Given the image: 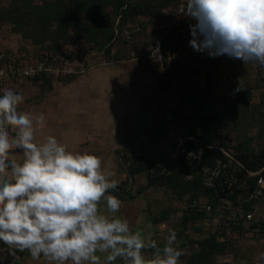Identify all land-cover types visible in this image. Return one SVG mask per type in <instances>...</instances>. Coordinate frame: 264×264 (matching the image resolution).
<instances>
[{
    "label": "rangeland",
    "instance_id": "rangeland-1",
    "mask_svg": "<svg viewBox=\"0 0 264 264\" xmlns=\"http://www.w3.org/2000/svg\"><path fill=\"white\" fill-rule=\"evenodd\" d=\"M181 1L151 0L152 13L139 18L125 19L126 5L109 7L108 24L114 32L108 40L88 33L89 14L82 16V28H71L64 38L57 32L46 42L33 40L38 34L26 38L19 23L0 20V53L15 56L13 61L0 59V65L10 70L42 61L56 69L49 75L12 80L7 88L22 93L19 110L45 115L44 126H36V138L52 135L70 151L111 159L116 196L123 201L118 215L131 208L154 224L162 211L172 210L162 231L175 232L176 245L185 252L182 264H264V240L243 235L218 234L216 250L196 257L199 244L217 232L210 221L179 218L189 194L168 188L165 181L148 185L145 173L128 175L131 161L138 157L171 168L172 144L166 143L170 133L161 112L167 93L180 101L175 117L189 136L208 139L213 130L216 142L233 148L253 168H259L264 157V66L196 51L190 46V25L195 21L184 15L186 8L171 25L165 11ZM10 5V0H0L2 8ZM125 29L132 38L120 36ZM156 40L161 41L160 61L149 56ZM226 76L231 82L222 83ZM256 142L259 149L253 146Z\"/></svg>",
    "mask_w": 264,
    "mask_h": 264
},
{
    "label": "clouds",
    "instance_id": "clouds-1",
    "mask_svg": "<svg viewBox=\"0 0 264 264\" xmlns=\"http://www.w3.org/2000/svg\"><path fill=\"white\" fill-rule=\"evenodd\" d=\"M184 15L195 21L196 51L264 66V0H186ZM22 99L11 88L0 94V241L49 264H101L98 253L107 254L106 264H150L149 247L156 251L151 264H182L175 232L161 248L115 215L123 201L112 194L118 181L101 157L70 151L52 135L36 142V126L46 117L19 110ZM13 150L23 159L13 158Z\"/></svg>",
    "mask_w": 264,
    "mask_h": 264
},
{
    "label": "built area",
    "instance_id": "built-area-1",
    "mask_svg": "<svg viewBox=\"0 0 264 264\" xmlns=\"http://www.w3.org/2000/svg\"><path fill=\"white\" fill-rule=\"evenodd\" d=\"M177 5V8L165 9L170 25L174 23L177 15L185 10L186 0H182ZM118 33L119 30L116 28L115 34ZM120 36L124 39L132 38L131 33L126 29ZM115 39L116 36L113 37L114 41ZM149 52L150 57L160 61L163 58L161 41H154L149 47ZM5 58L10 61L15 60L14 55L0 53V59ZM0 71L4 73L0 76V94H2V90L7 88L12 80L49 75L55 73L56 69L48 67L41 61L10 70L0 65ZM221 82L228 83L231 80L226 76ZM179 108L180 101L177 98L172 97L170 93L164 95L161 112L170 133L166 143L170 142L172 145L177 143L175 147L170 146L171 164L178 163L180 157L184 156L187 165L193 169L202 186L217 197L213 203L207 197H189L186 209L178 215L179 218H182L184 214H202L203 221H210L215 227L214 231L223 235L222 237L243 235L264 240V159L261 168L250 169L236 156L233 148H224L215 141L214 145H207V147L214 146L220 149L224 157L217 158L213 163L205 162L202 149L195 150L186 146V141L195 140V138L189 136L181 123L177 121L175 110ZM193 176L194 174H189L187 178L192 179ZM154 240L157 241L156 238Z\"/></svg>",
    "mask_w": 264,
    "mask_h": 264
},
{
    "label": "trees",
    "instance_id": "trees-1",
    "mask_svg": "<svg viewBox=\"0 0 264 264\" xmlns=\"http://www.w3.org/2000/svg\"><path fill=\"white\" fill-rule=\"evenodd\" d=\"M11 5L8 8H2L0 6V20L9 21L11 23H19L18 27L25 33L26 38L32 39V35L38 34L35 37L37 42H46L53 40L55 33L59 32L63 38L71 28L75 31L83 27L82 16L89 14L92 20V28L88 30V33L95 36H102L110 39L113 36V27L108 24L110 17L109 7L124 8L123 17H138L151 14V0H71L67 2L65 0L48 1L43 0L41 3H36L35 0H10ZM52 23H57L56 28ZM31 32V35L28 34ZM87 39H90L91 35H84ZM195 140L186 141V146L190 149L203 150V157L205 162L213 163L217 158L224 157L222 151L214 146L209 148L207 145H214L216 135L213 130H210V137L205 139L204 135L195 137ZM177 143L172 146L175 147ZM259 149V142L254 145ZM234 150V149H233ZM236 156L239 158L237 152L234 150ZM240 159V158H239ZM263 159L261 158V165L263 166ZM241 160V159H240ZM243 161V160H241ZM244 162V161H243ZM245 163V162H244ZM250 169L253 168L245 163ZM146 174L148 185H155L161 180H166L168 188L180 192L181 195L190 194L191 197L200 198L207 197L213 203L217 197H215L210 190L205 189L198 176L194 173L193 169L187 165L186 158L181 156L178 163H173L171 168L165 169L164 166L154 163L149 157H138L136 161L132 160L128 167L129 177H133L137 174ZM194 174L192 179H188L187 175ZM115 195H118L116 191H113ZM132 199L133 197L130 196ZM170 212L164 210L161 213V220H167L170 218ZM186 220L198 221L204 219V215L184 214ZM214 233L210 239L200 243L201 251H199L196 257L204 255V253H213L216 250L214 243H216L217 235ZM195 257V258H196Z\"/></svg>",
    "mask_w": 264,
    "mask_h": 264
},
{
    "label": "crops",
    "instance_id": "crops-1",
    "mask_svg": "<svg viewBox=\"0 0 264 264\" xmlns=\"http://www.w3.org/2000/svg\"><path fill=\"white\" fill-rule=\"evenodd\" d=\"M45 141L46 140H42V138H36V142H38V143H43ZM13 151H14V157L13 158H15L17 160L23 159V153L22 152L17 151V150H13ZM87 153H91V154L96 155V153L91 152V151H87ZM103 167H104V170L106 173L112 174V165H111V159L110 158L106 159V157H103ZM112 177L113 176L111 175L110 178L112 179ZM161 181L166 182V180H161ZM160 182H158V183H160ZM189 197H191L190 194H189ZM100 207H101V210L105 214L112 215L111 213H108L105 201H101ZM115 215L117 217L120 216V218L122 217L124 219H127L128 222L130 223V226H131L133 232L140 231L149 240L156 238L157 242L161 248H163L165 246V244H166L165 242L167 241V236L169 235V233L166 234V231H162V228L165 226L166 222H168L170 220V218H168L167 220H161L160 217H156L154 224H153L152 220L146 221V219H144L142 213L141 214H134L133 209H131V208L128 211L121 213V215H118L117 213ZM149 222H151V224H147ZM137 223H141V224L137 225ZM102 254L104 256L101 257V264H106V255L107 254L106 253H102ZM144 255H145L146 260H148L151 264V261L156 256V251H155V249H152L149 247V248H146L144 250ZM0 257L4 258L3 260H0V264H49V262L46 259H44L43 257L40 260H34L28 251H26V250L20 251L19 249L10 248L6 244H4L2 241H0ZM114 264H124V262L122 259H117V261H115Z\"/></svg>",
    "mask_w": 264,
    "mask_h": 264
}]
</instances>
